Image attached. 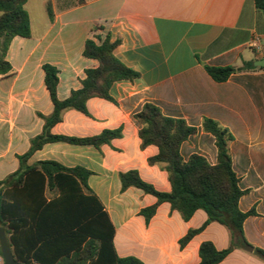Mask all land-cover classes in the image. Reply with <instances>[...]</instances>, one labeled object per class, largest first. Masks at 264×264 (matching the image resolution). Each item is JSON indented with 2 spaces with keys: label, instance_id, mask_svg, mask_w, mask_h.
<instances>
[{
  "label": "crops",
  "instance_id": "obj_1",
  "mask_svg": "<svg viewBox=\"0 0 264 264\" xmlns=\"http://www.w3.org/2000/svg\"><path fill=\"white\" fill-rule=\"evenodd\" d=\"M25 9L31 36L12 40L7 53L12 69L0 75V180L19 169L18 156L42 134L45 121L39 114L54 111L43 66L58 68L57 97L68 98L82 87L86 70L99 65L84 56V48L95 27L102 26L103 36L121 39L115 55L140 77L115 82L113 101L90 99L88 114L65 109L52 133L86 138L119 129L121 136L100 147L47 143L31 155L28 165L55 161L92 172L88 185L115 225L119 257L134 256L145 264H199L202 243L212 242L219 250L231 246L228 228L212 222L182 246L187 233L207 221L206 212L198 210L185 220L163 203L146 221L140 212L154 205L156 197L136 187L123 191L120 174L136 170L157 190H171L164 165L148 162L158 148L141 147L135 114L144 104L154 103L164 116L197 128L181 146L185 161L198 154L211 165L217 163L215 138L202 129L203 119L211 118L235 138L229 144L233 170L240 188L248 191L239 208L256 211L245 220L244 235L264 250V69L237 72L218 83L204 67H241L264 59V18L255 1L28 0ZM218 264H264V258L240 246Z\"/></svg>",
  "mask_w": 264,
  "mask_h": 264
},
{
  "label": "trees",
  "instance_id": "obj_2",
  "mask_svg": "<svg viewBox=\"0 0 264 264\" xmlns=\"http://www.w3.org/2000/svg\"><path fill=\"white\" fill-rule=\"evenodd\" d=\"M27 1L0 0V75L12 69L7 60L12 40L17 36H31L30 17L25 9ZM254 1L257 12L264 18V0ZM47 9L52 17L50 5ZM103 30L102 26H96L84 48V56L97 60L98 67L87 69L82 87L72 91L65 100L57 97L58 68L50 64L43 66L54 111L49 116L39 114L45 121L42 134L32 139L25 155L18 156L19 169L0 180V227L5 229L19 264H145L134 256H118L114 246L115 225L88 185L91 171L80 166L68 168L55 161L28 165L31 155L47 143L100 147L121 136L119 129L86 138L52 133L65 109L88 114L90 99L113 101L110 91L115 82L140 77L139 72L115 55L121 39L112 40L110 33L103 36ZM204 67L218 83L228 81L237 72L264 69L254 66L253 62H245L241 67L206 64ZM135 119L141 125V147L154 145L159 150L156 156L149 158V164H163L171 185L169 192L159 191L136 170L120 174L123 191L136 187L156 197L154 205L140 212L146 221L151 220L163 203H169L185 220L203 210L207 221L200 228L190 230L181 245L185 246L212 222L228 228L232 244L219 250L212 242L202 243L199 264H218L240 246L264 258V250L254 247L244 235L243 224L249 216L256 215V211L253 208L242 212L239 208L241 197L248 191L240 188L233 170L229 144L235 138L230 130L211 118L203 119L202 129L215 138L218 149L217 163L211 165L201 155L193 154L187 161L181 155L182 144L197 133V128L189 126L184 119L164 116L160 107L150 102L135 114Z\"/></svg>",
  "mask_w": 264,
  "mask_h": 264
},
{
  "label": "water",
  "instance_id": "obj_3",
  "mask_svg": "<svg viewBox=\"0 0 264 264\" xmlns=\"http://www.w3.org/2000/svg\"><path fill=\"white\" fill-rule=\"evenodd\" d=\"M254 65L256 67L264 68V59L255 61ZM0 249L4 259V264H19L15 259L8 236L3 227H0Z\"/></svg>",
  "mask_w": 264,
  "mask_h": 264
},
{
  "label": "built area",
  "instance_id": "obj_4",
  "mask_svg": "<svg viewBox=\"0 0 264 264\" xmlns=\"http://www.w3.org/2000/svg\"><path fill=\"white\" fill-rule=\"evenodd\" d=\"M4 262V259L2 257V255H0V264H2Z\"/></svg>",
  "mask_w": 264,
  "mask_h": 264
},
{
  "label": "rangeland",
  "instance_id": "obj_5",
  "mask_svg": "<svg viewBox=\"0 0 264 264\" xmlns=\"http://www.w3.org/2000/svg\"><path fill=\"white\" fill-rule=\"evenodd\" d=\"M2 264H4V262Z\"/></svg>",
  "mask_w": 264,
  "mask_h": 264
}]
</instances>
